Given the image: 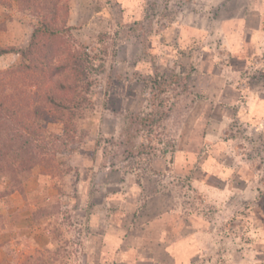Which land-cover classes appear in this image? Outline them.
I'll use <instances>...</instances> for the list:
<instances>
[{
  "label": "rangeland",
  "instance_id": "obj_1",
  "mask_svg": "<svg viewBox=\"0 0 264 264\" xmlns=\"http://www.w3.org/2000/svg\"><path fill=\"white\" fill-rule=\"evenodd\" d=\"M59 6L100 72L55 154L0 163V264H264V0ZM37 21L0 0V47Z\"/></svg>",
  "mask_w": 264,
  "mask_h": 264
},
{
  "label": "trees",
  "instance_id": "obj_2",
  "mask_svg": "<svg viewBox=\"0 0 264 264\" xmlns=\"http://www.w3.org/2000/svg\"><path fill=\"white\" fill-rule=\"evenodd\" d=\"M18 1L38 21L26 46L0 47V58L18 55L21 59L0 70V163L16 149L32 159L55 154L58 147L48 137L52 135L49 124H61L64 131L73 126L78 115L90 108V90L100 72L94 56L68 40L72 32L65 18L61 20L60 0ZM67 140L58 146L69 147L72 143Z\"/></svg>",
  "mask_w": 264,
  "mask_h": 264
},
{
  "label": "crops",
  "instance_id": "obj_3",
  "mask_svg": "<svg viewBox=\"0 0 264 264\" xmlns=\"http://www.w3.org/2000/svg\"><path fill=\"white\" fill-rule=\"evenodd\" d=\"M259 102V101H258ZM248 106V105H247ZM249 107V106H248ZM250 108V107H249Z\"/></svg>",
  "mask_w": 264,
  "mask_h": 264
}]
</instances>
